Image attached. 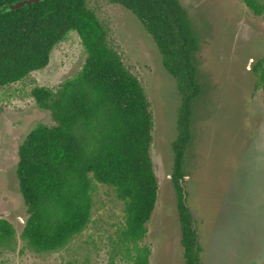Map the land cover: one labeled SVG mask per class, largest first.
Wrapping results in <instances>:
<instances>
[{"label": "rangeland", "instance_id": "1", "mask_svg": "<svg viewBox=\"0 0 264 264\" xmlns=\"http://www.w3.org/2000/svg\"><path fill=\"white\" fill-rule=\"evenodd\" d=\"M201 39L193 144L184 164L185 190L201 248V264H264V93L253 66L264 58V20L241 0H179ZM108 32L110 46L141 82L153 113L150 149L159 191L144 244L151 264H185L172 181L173 142L181 95L160 51L137 17L108 0H89ZM87 53L77 32L55 46L48 66L21 82L0 87V217L16 230L0 244V264H131L122 243L125 204L94 181L91 221L56 251L32 249L22 232L28 217L17 177L20 145L52 114L31 93L57 90L77 76Z\"/></svg>", "mask_w": 264, "mask_h": 264}, {"label": "trees", "instance_id": "2", "mask_svg": "<svg viewBox=\"0 0 264 264\" xmlns=\"http://www.w3.org/2000/svg\"><path fill=\"white\" fill-rule=\"evenodd\" d=\"M20 0H0V8ZM133 13L156 43L164 68L181 95L178 136L173 142L172 181L177 193L185 264H201L193 211L185 190L184 164L193 144L201 39L179 0H108ZM264 20V0H241ZM89 0H50L0 15V87L21 82L48 66L55 46L77 32L87 53L81 72L57 90L35 87L32 97L52 114L20 145L17 177L28 217L22 239L34 250L56 251L91 221L94 181L112 188L125 204L122 243L131 264H151L144 244L158 200L150 149L153 113L146 92L110 46L108 32ZM264 93V58L253 66ZM16 230L0 217V244Z\"/></svg>", "mask_w": 264, "mask_h": 264}, {"label": "water", "instance_id": "3", "mask_svg": "<svg viewBox=\"0 0 264 264\" xmlns=\"http://www.w3.org/2000/svg\"><path fill=\"white\" fill-rule=\"evenodd\" d=\"M43 1H50V0H20L13 4H8L0 8V15L7 13L8 11H16L22 9L27 6L35 5L41 3Z\"/></svg>", "mask_w": 264, "mask_h": 264}]
</instances>
